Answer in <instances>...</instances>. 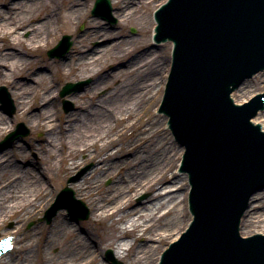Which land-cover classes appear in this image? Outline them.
<instances>
[{
	"label": "bare ground",
	"instance_id": "bare-ground-1",
	"mask_svg": "<svg viewBox=\"0 0 264 264\" xmlns=\"http://www.w3.org/2000/svg\"><path fill=\"white\" fill-rule=\"evenodd\" d=\"M81 1L68 3L71 17L80 18L83 14L85 5ZM4 3L7 9L0 10V84L6 89L0 87V102L7 111H13L8 107V92L16 103L15 117L46 136L37 145L20 147L15 143L9 151L0 153V233L15 236L14 247L35 246L20 264L33 251L36 256L46 255L41 264H105L99 259L107 247L130 263L156 264L160 243L176 240L192 219L186 203L190 191L187 176L173 171L184 146L169 141L161 129L167 117H154L146 125L142 122V117L164 95L171 66L170 53L166 56L162 49L167 43L160 50L152 43L150 47L154 49L149 50L133 37L111 40L115 37L113 30L99 28L94 20L85 18L89 28L85 42L101 40L103 46L101 50L90 49L82 44L79 35L66 62L59 63V68H63L61 79L92 80L84 91L80 89L82 93L72 94L76 92L73 89L66 94H72L75 111L62 114L56 107L58 87L33 67L35 52L49 44L59 28L61 15L55 10L45 14L44 0ZM114 3V16L123 20H128L137 7L124 4V0ZM24 32L28 33L26 38H22ZM106 53L112 57V66L118 63L121 67H97ZM5 69L11 73L8 75ZM8 128L0 117V133ZM116 146L115 152L109 151ZM33 152L36 157L29 159ZM88 162L93 165L74 191L88 204V217L98 222L111 221L118 233L116 238L101 246L98 238L78 232L63 214L56 216L49 227L38 225L37 235L24 231L26 222L36 217L54 196L49 188L51 172L73 173ZM105 178L112 183L104 186ZM161 187L162 193L157 191ZM142 192H152L150 200L154 201L132 208L134 197ZM161 209L165 210L158 214ZM10 219L14 226L6 231L4 223ZM120 223L127 226L119 227ZM126 237L131 241L121 240ZM137 241L142 242L136 244ZM53 248L55 253H51ZM10 258L3 255L0 264H11Z\"/></svg>",
	"mask_w": 264,
	"mask_h": 264
},
{
	"label": "water",
	"instance_id": "water-1",
	"mask_svg": "<svg viewBox=\"0 0 264 264\" xmlns=\"http://www.w3.org/2000/svg\"><path fill=\"white\" fill-rule=\"evenodd\" d=\"M162 8L158 16L165 13L173 21L171 36L178 37L179 50L169 76V84L173 81L174 86L161 108L169 110L170 126L186 149L182 169L188 171L193 186L190 209L194 220L162 254L160 264H264V236L243 239L237 233L245 196L264 180V144L255 149L258 142L243 129L241 123L248 124V120L242 114H252L264 94L242 107L235 106L228 96L231 82L235 85L236 79L241 82L264 66V0H171ZM108 13L109 0H95L92 14L109 19ZM246 38L250 43H244ZM234 42L240 45L236 48ZM156 44L160 50L163 44ZM230 46L236 52L232 53ZM69 47V37L63 36L47 54L59 57ZM83 85L67 83L60 94L80 90ZM262 90L264 69L242 81L230 97L243 104ZM250 121L264 131V108ZM239 149L243 151L236 160L233 155L238 156ZM244 155L254 161L249 171L243 165ZM63 198L68 203L55 204L53 213L67 208L73 214L75 205L84 208L68 188L61 191L57 201ZM249 200L239 232L242 236L264 234V189ZM86 217L84 211L79 218ZM8 237L14 246L16 237ZM4 247L0 243V252Z\"/></svg>",
	"mask_w": 264,
	"mask_h": 264
},
{
	"label": "rangeland",
	"instance_id": "rangeland-1",
	"mask_svg": "<svg viewBox=\"0 0 264 264\" xmlns=\"http://www.w3.org/2000/svg\"><path fill=\"white\" fill-rule=\"evenodd\" d=\"M8 1L9 3L14 2L15 0H2L0 3V10L5 11L6 5L4 2ZM74 0H44L45 2V14H48L50 10H55L56 13H59L62 17L58 21L59 28L51 35V39L48 45H45L42 47L38 52L36 53L35 57V64L33 67L36 69H40L44 75H46L47 82L53 83L54 86L58 87V90L55 92L56 93V107L59 109L60 113L62 114H68L71 112H74V103L73 101L70 100V96L72 94H77V93H82V88L83 91L85 88L91 85L92 80L90 78H74L72 79L71 77L67 78H62L60 76L61 69L59 68V63H64L68 59V54L71 52L73 44H74V39L77 38L79 35H82L83 38V45L84 46H89L90 49L93 50H101L102 49V42L101 40H92L91 42H85L88 39L89 33L87 32L88 28V23L85 18H89L91 20H94L97 23V26L100 27H105L109 28L114 31L115 37L111 38L116 39V37H133L135 39H139L140 44L143 45L142 47L146 48H151L150 46L152 45V27H153V12L155 11L156 8L160 4H162L164 1L162 0H124V4L131 3L130 6H136L134 4H137L136 10L132 12L130 15L131 17L128 20H123V19H118L117 17L114 16L115 13V6L116 4L114 2L119 3L120 1L122 2L123 0H109L110 1V13H109V20L103 19L101 16L98 15H92L91 14V9L93 7L94 0H82L81 3L85 5V9L83 11V14L80 16V18L77 17H71L70 14L68 13V9L70 5L68 4L69 2H73ZM25 3L26 0H23ZM140 2V3H138ZM14 6V5H13ZM16 10L13 8V11ZM19 13V11H18ZM11 14V13H10ZM67 22V23H66ZM67 35L69 36V41H70V48L66 53L60 54L59 57L55 58H50L47 56V51L51 49L53 46L57 44V42L61 39L62 36ZM28 36L27 32H24L22 34V38H26ZM3 43L0 42V45ZM141 47V48H142ZM163 52L167 55L170 53V46L168 44L164 45L162 47ZM112 57L109 55V53H106L103 58L100 59L99 65L102 66L103 69H109L112 70L116 67H121L118 63L112 66ZM9 66L11 63L8 64ZM10 68V67H9ZM8 75L11 73L8 69L4 70ZM67 73V69L63 70V75ZM61 79V80H60ZM78 83V82H86L81 88V90H76V92L66 95L64 97L60 96V91L62 87L67 83ZM0 87L5 86L3 84H0ZM6 89V88H5ZM78 91V92H77ZM81 91V92H80ZM104 92L102 91L100 94H103ZM7 95L10 99V102L8 104V107L13 108V111L9 112L3 106V104L0 102V117L4 119V121L7 122L9 128L4 131L3 133H0V153L4 151H9L12 148V145L16 143L17 146L20 147H25L26 144H33L37 145L38 141L42 139L44 136H46V133L40 130H35L28 126L26 122L21 120L18 117H15L16 113V103L12 99V97L9 96L8 92ZM159 105V104H158ZM152 107V109L146 114L145 117H142V122L143 124L146 125L148 120H152V118H160L162 115L158 114L157 112V106ZM159 116V117H158ZM22 124L24 127V130L19 132V135H17L12 141L7 142L6 144L1 145L5 141V137L12 131L16 129V127ZM161 129L163 132L166 134L168 137L169 141H173L171 135L169 134L167 128H166V123H163L161 126ZM26 134V135H24ZM24 137H21L23 136ZM117 149V146L114 148H109V151L115 152ZM36 157V153L33 152V154L30 155L29 159H33ZM180 159V157H179ZM179 161V160H178ZM179 163V162H178ZM92 163L88 162L85 164L80 165L77 167L73 173H65L63 170L61 171H52L50 176H51V186L49 187L51 189V192L54 193V196L50 197L47 205L42 209L36 217L33 219L29 220L26 222L24 225V231L30 232V234H38V225H45L49 227L56 216L63 214L66 216L67 221L75 226L76 230L81 233H90L93 234L96 238H98L100 245L104 246L105 243L115 239L116 235L118 234L117 231L114 230V227L111 225L110 220H102L100 222L94 221L90 217H88L86 220H75L70 214L67 213L66 210H59L56 214L55 217L54 215H51L50 217H53L50 219L45 218V212L46 210L50 207V205L54 202L56 195L65 187L69 188L72 192L73 195L76 199L80 200L85 207L87 208L88 213L91 211L88 207V204L86 203L85 199H82L77 196V194L74 191V186L82 179V176L87 174V172L91 169ZM173 169L174 173L177 175H181L178 168ZM112 183V180L110 178H105L103 180V185L108 186ZM187 183V182H186ZM73 189H71V188ZM158 192H163L162 187L157 189ZM152 192H142L139 195H136L134 197L133 203H132V208L138 207L141 204H146L149 203L150 201H154L153 199L150 200ZM165 209L159 210V213H163ZM14 226L13 220L10 219L4 223V229L6 231H10ZM127 226L126 223H120L119 227H125ZM187 226V225H186ZM183 230L185 229V227ZM182 230V231H183ZM5 233H0V239L8 237V236H3ZM121 240L123 241H131L130 237L122 238ZM14 246L15 245V241ZM142 241H137L136 244L141 243ZM172 242L170 239H165L160 243L159 248L157 249V253L159 257V254L165 249V247ZM157 245V243H156ZM35 246H17L14 247V252L8 253V256H11V264H20V260L23 257H26L28 255L27 251L33 249ZM20 249V250H19ZM110 251L111 256L117 260L121 261L123 264H134L133 262H129L123 258H118L115 256V249L111 247H107L103 250L102 256L99 260L104 261L105 264H112L110 260L106 259V253ZM56 248H53L51 253H55ZM11 254V255H10ZM46 256L44 253L40 255H35V251L31 252L29 254V259L25 261L24 264H41L42 260L45 259Z\"/></svg>",
	"mask_w": 264,
	"mask_h": 264
}]
</instances>
